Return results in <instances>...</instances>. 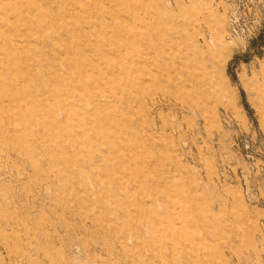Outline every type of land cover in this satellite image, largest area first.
Wrapping results in <instances>:
<instances>
[{"label":"rangeland","instance_id":"374dc122","mask_svg":"<svg viewBox=\"0 0 264 264\" xmlns=\"http://www.w3.org/2000/svg\"><path fill=\"white\" fill-rule=\"evenodd\" d=\"M0 264H264V0H0Z\"/></svg>","mask_w":264,"mask_h":264}]
</instances>
